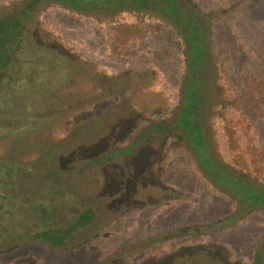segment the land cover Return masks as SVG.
<instances>
[{"label":"rangeland","instance_id":"obj_1","mask_svg":"<svg viewBox=\"0 0 264 264\" xmlns=\"http://www.w3.org/2000/svg\"><path fill=\"white\" fill-rule=\"evenodd\" d=\"M25 1L0 0V19ZM90 1L40 0L0 47V198L10 208L0 209V264H256L264 211L206 231L235 202L181 134L143 132L182 102L176 30L148 14L68 6ZM191 1L212 15L217 85L235 98L227 109L213 101L216 151L264 185V0ZM87 209L93 218L64 244L31 237L68 229ZM195 228L205 231L173 236Z\"/></svg>","mask_w":264,"mask_h":264},{"label":"trees","instance_id":"obj_2","mask_svg":"<svg viewBox=\"0 0 264 264\" xmlns=\"http://www.w3.org/2000/svg\"><path fill=\"white\" fill-rule=\"evenodd\" d=\"M39 3L40 0H26L21 3V9H19L21 11H16L0 19V47L1 45L5 46L4 41L12 34L15 18L23 13L32 12V6ZM61 3L64 2L61 1ZM68 6L74 9H85L86 12L98 9L99 14L108 17L122 12H131L137 15L148 14L163 20L176 30L184 45L185 54L182 102L169 120L152 122L143 132L164 135L175 131L181 134L192 151L203 176L216 189L235 202L234 212L230 216L212 223L206 231L209 229V231L219 230L234 225L251 211H264V185L260 184L261 177L258 172L254 169L239 168L240 170H236L232 168L219 158L214 145L210 121L213 101L218 98L222 107L227 109L228 106L234 105L235 98L226 94L223 84L217 85L218 72L211 52L212 15L202 11L191 0H91L88 7H82L72 2ZM3 59L5 60L4 54L0 57V64ZM199 90L200 92H198ZM196 92L201 94L197 100H194ZM190 98H193L191 101L195 103L193 107L189 106ZM1 198L0 209L10 212L7 202ZM92 218V210L87 209L78 215L76 223L69 226L68 229L59 232L46 229L31 237L51 241L56 246L62 245L69 230L89 222ZM202 231L205 230L200 228L179 229L173 236L180 237ZM263 257L264 241L258 249L256 264H262Z\"/></svg>","mask_w":264,"mask_h":264}]
</instances>
